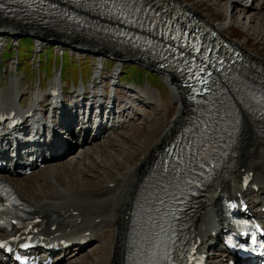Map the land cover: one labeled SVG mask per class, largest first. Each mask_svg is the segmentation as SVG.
<instances>
[{"label":"bare ground","instance_id":"1","mask_svg":"<svg viewBox=\"0 0 264 264\" xmlns=\"http://www.w3.org/2000/svg\"><path fill=\"white\" fill-rule=\"evenodd\" d=\"M172 1L179 2L180 0ZM251 1L252 0H229V4L231 3V14H239V10H245L247 6L250 5ZM256 1L253 0L252 5H250L252 13H248L246 10L243 11L246 12V14L248 13L247 15H249L250 18V24L253 23L256 18H259V20L262 19L264 21V0H259L257 3L258 5L255 6L254 2ZM179 3L181 4V2ZM183 6L185 7V5ZM231 14H227V18H233L234 16H231ZM212 26L221 34H223V29L228 27L226 26L225 22L220 23L216 26ZM22 31L31 32L36 37L59 38L78 47H87L92 50L94 49L97 53L100 54H114L120 60L134 59L135 61H140L141 63H145L149 67H153L160 70L161 72H164L158 66H154L153 63L142 59L140 56L121 52L119 51V49L114 48L111 45L98 42L96 43V41L92 40H84L83 38L78 36H72L69 34L65 35L58 32L49 31L47 29H42V27L40 28L39 26L22 22L20 23L19 21L11 22V20L8 21L0 17V32H10L11 34H17ZM240 47L243 49L244 45H240ZM249 55L255 61H258V63L264 64L259 60L257 55ZM167 80L166 82H169L168 84H170L171 87L173 100L178 104L177 111L175 112L173 118L170 120L167 119L166 113H162L160 118L151 120L152 123L149 122L152 126L150 128L151 130H149V134L146 135L145 138L139 141L138 149L140 153L138 152V154H140V158L133 164L129 161H126L127 159L121 160L116 156L119 152L118 146L120 144V140L118 137L125 135L126 132L123 129H129L132 126V122L126 121L125 118L116 116L113 124L116 129L102 132V135L105 132H110V135L106 137L100 135L101 137L99 136L98 138H96V141L93 142L90 147L87 146L84 148L86 149L84 152H81V150H84L81 148L80 150L78 149L77 151L69 152L67 154L68 157L65 159H52L51 163L47 165V168L44 171L35 173L32 176H27L21 179V181H14L15 186L17 187L22 198L25 199L36 212L54 217L52 222H50L48 226H50L54 222H57L59 230L63 232L66 230V228H70V231L68 232V236L70 237L79 234L78 236L79 238H81L83 237L82 233L88 230L91 231V234L94 238L91 239L88 244H90L91 242H96L95 247L105 248L103 250L102 257L95 260L93 264H108L109 262H111L112 264L116 263V260H111L113 259V255H116L117 253L121 254L122 252V249H119L118 246L119 243H122V238L119 239L118 237L120 236L123 228H125L126 226L124 224L125 212L128 209L130 202L134 196L137 184L140 181L145 166L150 163L154 153L159 149L163 142L172 135L180 121V118L183 115V112L186 109L187 102L185 100V92L179 84L178 80L173 75H168ZM54 81L58 82L59 79L55 78ZM147 86L148 85L144 87V90L154 99H156L157 101L159 100V103L162 102L161 95L157 94L156 91V93H154L151 86V88ZM11 87V91L5 96L0 95V108H6L10 105L17 106L19 105V103L16 102L17 97L20 94L21 97H24L22 92L23 90L22 88H19V85L12 84ZM3 92L4 91H0V93ZM245 118L253 127L247 128L244 133L242 130V126V142L239 152V163L241 167H246L253 170V181L260 184V189L263 190V194L264 136L256 130V128L252 124V121L248 117ZM22 129L23 128L19 130ZM16 132H18V130L12 133L15 135H13L11 139L5 141L6 146H8L13 140L18 137V134H16ZM109 140V144H102V142ZM51 144L52 143L49 144V147L51 146ZM110 145H113L112 149ZM39 146L42 147V145ZM21 148L26 149L27 146L21 145ZM77 155L83 156V158L85 159L79 160L75 164ZM90 156L92 158H90ZM88 158H90L91 161H89ZM97 161H100L101 163H103V165H100V163H97ZM120 165H122V168ZM110 166L112 169L110 168ZM40 174H43L46 177L42 182H40L39 179ZM48 178H50V180ZM73 211H77L78 214L72 215ZM79 217H81L82 219L80 223H77L76 220ZM96 217H101V219L99 222L93 225L92 220ZM216 217H219L217 200H214L209 207L203 206L198 213V230L203 237V241L200 247L207 250L211 259L216 258L217 255L221 256L224 254L223 251H220L218 237L210 235V233L216 229ZM202 223L209 227L211 231H201L200 225ZM81 226L84 227L81 228ZM106 233H110L112 238L111 244L108 247V244H106V240H104ZM83 247L84 246L75 244L60 250L58 253H48L46 251H38L37 253L40 254V256L43 258L47 255L52 256L53 264H62L65 260L67 261L68 259H71L68 264H85V255H81V258L78 257L81 252L85 251V247ZM81 248H83V250L80 252ZM92 250H90V253L93 252ZM66 255L69 256L65 257ZM116 259L117 261H119V256H116ZM2 264L14 263L13 260L8 257L6 261L2 262Z\"/></svg>","mask_w":264,"mask_h":264},{"label":"rangeland","instance_id":"2","mask_svg":"<svg viewBox=\"0 0 264 264\" xmlns=\"http://www.w3.org/2000/svg\"><path fill=\"white\" fill-rule=\"evenodd\" d=\"M252 1H251L250 5H252ZM254 1H256V0H254ZM258 1L254 2L255 6L258 5L257 4ZM179 2H181V4H183V5H185V7H187L189 10L191 9L193 12L198 13L201 16L210 19L214 23V24H212V23L211 24L215 25V26L220 24V23H224L226 21L225 19H227V14H231V9H230L231 3L229 4V0H180ZM250 5L247 6V8L245 9L248 13H252L251 9H250L251 8ZM245 10L240 9L239 12H241V11L243 12ZM243 13L246 14V12H243ZM243 15L244 14H240V18H239V17H237V16H239L238 14H235V15H234V13H233V15L231 14V16H234V17L231 18V20L229 21L230 26L223 29V34L225 36H227L228 38H231V41L237 42L239 46L245 44L243 50L246 49L247 51H250V52H247L245 50L247 53H249L251 55H257L259 60L262 63H264V21L262 19L259 20V18H256L255 21H253V23L250 24V20H249V22L247 20L249 15H247V16L244 15V18L241 19V17ZM3 19H6L8 21L11 20V22L12 21L15 22L13 19H7V18H3ZM39 27L41 28L42 26H39ZM42 29H47L49 31L65 34V33H62V32H59V31H56L53 29H48L47 27L46 28L42 27ZM24 32L27 33V31H22V32H19L17 34L12 33V34H15V35L10 36L11 41H13L12 43H14L18 37L22 36ZM4 33H6V32H0V52L2 51L4 44L6 43V39H5L6 35ZM29 33L33 36V40L36 44L40 43V44H42V46H45L46 44H49V45L53 44L52 46H53L54 50L52 51V53H51V48H49L47 50L50 58H52V54H53V56H58L56 54L60 55V51L62 49H64V48L67 49L68 55L66 53L63 56V73H67L68 77H70L75 72V70L77 68L76 67L77 62H80L79 65L81 67H83V69H85L84 63L87 60H89L91 57L86 52H84V51L77 52V51L73 50L72 47H70L73 44L71 45V43L65 42L62 39L53 38V37H50V38H42V37H36V36L34 37V35L31 32H29ZM65 35H68V34H65ZM243 35H245V37H243ZM246 39H248V41H246ZM56 40H58L59 42L54 43V42H56ZM84 40H86V39H84ZM73 46H76V45H73ZM76 47H78V46H76ZM80 48L92 50V49L87 48V47L86 48L80 47ZM9 49H11V47H9ZM37 50H38V47H36V51ZM93 51H95V50L93 49ZM29 54H31V52H29ZM98 54L103 55L104 58H107L106 53L105 54L104 53H101V54L98 53ZM47 57H48V55H47ZM23 58L25 61V63H22L23 67H25V65L30 64L31 68L33 70L32 71L33 76L31 79H29V78L27 79L25 71L22 70L21 67L18 69V67L20 65H18L16 67L15 61L11 60V58L3 59V61H0V89H2L0 91H4L3 93H0L1 96L2 95L5 96L7 93H9L11 91L12 84L19 85V83H20V85L22 87H24L23 89H24L25 99H27L28 95H31L32 90L36 86V82H35L34 78L37 77L38 74L41 76L43 83L45 82L43 84L44 86L48 82V80L51 78V77H48V78L44 77L42 69L41 70L39 69L37 61L33 57V54L31 56H27L23 52H21V59H23ZM114 58H116V56H114ZM120 63H122L123 66H125V67L127 66L126 69L128 71V75H129L128 77L129 78H132V76H134V75H131V70L133 68H130V65L134 64V65H137L138 67L140 66L139 62L135 61L134 59H124V60H121ZM144 68L147 69L145 66H144ZM14 76H17V77L12 78ZM106 76H107V78L111 79V76H112L111 71H108V74H106ZM17 78H19V81ZM163 78L168 79V77H166V76H163ZM111 80H114V79H111ZM134 81H135V83H137L136 80H134ZM152 82L155 84L156 89H158L159 92H161L160 94L162 96L163 101L160 102V104H162V105L161 106L155 105V106L150 107L148 104V107H146L145 105H143L141 103L136 104V107L138 108V110H140L141 114L139 116H135L137 118V121H133L131 128L126 130L125 135L118 137L120 140L119 141L120 144L118 146L119 152L116 155L117 158H119L121 160L127 159L126 161H129L132 164L135 161L139 160V158H140V154H138V152L140 153V151L138 149V147H139L138 143L141 139L145 138L146 135L149 134V130H151L150 128L152 127L151 126V123H152L151 120L156 119V118H160L162 113H166L167 119L170 120L175 115V112L177 111V107H178V104L173 100V96L171 95L172 91L170 93L169 89L166 87L165 84L164 85L160 84L158 81H155V80ZM140 84L143 86L146 85L145 81H143ZM25 87H27V88L25 89ZM147 87L151 88L149 85ZM19 88H21V87L19 86ZM158 90H156L157 94H159ZM153 92L156 93L154 89H153ZM244 119H245V121L243 123V129L242 130L245 133V130L247 128H249V127L252 128L253 126H251L249 124V122L247 121L246 118H244ZM128 121H130V120H128ZM149 122H151V123H149ZM123 138H124V140H123ZM110 140L102 142V144H109ZM243 140H244V137H243ZM112 141H114V140H112ZM110 147L112 149L113 145H110ZM87 149H90V148H87ZM85 150L86 149L81 150V152H84ZM90 158H92V157L90 156ZM90 158H88L89 161H91ZM84 159L85 158H83V156L77 155L76 160H75V164L79 160H84ZM97 163H100V165H103V163H101L100 161H97ZM120 166L122 168V165H120ZM110 168H111V166H110ZM45 178L46 177L43 174L39 175L40 182L44 181ZM48 179L50 180V178H48ZM101 182H102V180H101ZM109 234L106 233L105 237H104V240H106V244H108L107 247L110 246L111 241H112L111 234L110 235ZM95 245H93L90 248H87L86 249L87 251L81 252V254L78 256L79 258H81V255L82 256L85 255V258H84L85 264H93L95 262V260L102 257L103 250L105 248H101V247L97 248L96 247V248H94L93 252L90 253V250H92L93 247H95ZM68 256L69 255H66L65 257H68ZM70 261H71V259L70 260L68 259L67 261L65 260L64 263H62V264H68Z\"/></svg>","mask_w":264,"mask_h":264},{"label":"trees","instance_id":"3","mask_svg":"<svg viewBox=\"0 0 264 264\" xmlns=\"http://www.w3.org/2000/svg\"><path fill=\"white\" fill-rule=\"evenodd\" d=\"M18 45L19 49L23 52H29L32 48V39L30 37H20L18 39ZM10 52H7L6 55H10ZM50 67V64L48 65V68Z\"/></svg>","mask_w":264,"mask_h":264}]
</instances>
